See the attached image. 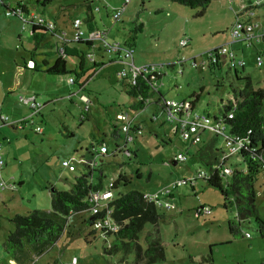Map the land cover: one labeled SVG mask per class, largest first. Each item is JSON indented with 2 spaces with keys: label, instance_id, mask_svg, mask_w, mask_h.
Here are the masks:
<instances>
[{
  "label": "rangeland",
  "instance_id": "rangeland-1",
  "mask_svg": "<svg viewBox=\"0 0 264 264\" xmlns=\"http://www.w3.org/2000/svg\"><path fill=\"white\" fill-rule=\"evenodd\" d=\"M125 1H128L127 8L120 20L115 21L113 9H121ZM87 6L86 0H55L48 7L31 8L41 20L60 29L57 35L45 33L40 44L31 38V23L24 24L21 18L8 16L0 6V86L14 87L18 82L21 87L9 94L0 90V155L5 163L0 177V264H61L70 263L73 258L77 264H136L133 253H109L114 237L105 238L99 232L92 234V227L86 223L91 218L88 211L70 217L60 239L43 254L26 250V256L19 260L5 253L3 243L15 231L13 218L35 210L50 212V189L69 191L75 177L87 172L81 163H73L76 171L69 172L62 167V162L80 157L87 161L96 157L98 167L93 182H98L101 170L103 189L120 174L128 179L127 185L122 183L113 190L114 198L130 191L155 194L174 182L184 181L173 192V199L160 195L164 204L174 205V208L167 210L164 205L157 210L161 216L158 230L166 253V260L158 264H264V236L260 235L256 221L250 219L242 223L241 235L230 234L228 223L237 222L231 199L226 201L219 190L196 179L201 169L206 170L196 157L202 144L181 141L175 133L176 126L167 124L163 114L157 113L158 119L154 122H145L143 135L129 146L137 157L129 159L117 151V145L121 146L123 141L121 135L119 139L112 136L114 126H120L116 115L129 110L131 99L116 77L125 65L115 58L111 60L112 55L100 48L101 41H94L99 68L94 69L85 56L82 74L80 56L68 55L65 61L69 74L54 76L39 72L44 60L50 65L54 63L57 49L63 48L61 42L74 41L73 23L79 20L84 38L92 32H106V44H120L123 50L131 45L136 65L164 66L160 83L163 99L182 102L197 95L195 112L209 115L214 121L221 116L222 107L234 101L233 87L242 88L244 81L237 80L226 66L203 68L200 57L197 69L187 62L182 72L178 65L167 66L228 44L232 23L249 18V0H220L204 10L169 0H99L91 4L93 19L89 24L84 23ZM261 11V8L256 10L264 15ZM141 24L143 29L139 32L137 27ZM182 41H189L190 46L181 48ZM67 44L70 49L84 54L92 52V48L83 43ZM257 51L259 54L255 47L245 46L240 56L245 67L238 70V76L249 77L254 88L264 89V51L260 68L256 66ZM237 53L240 55V51ZM25 61H33L40 67L27 70ZM16 66L22 68L21 72H17ZM70 78L73 83L69 82ZM83 84L84 89H81ZM4 95L7 96L5 104ZM20 96H36L38 103L44 106L34 117L35 124L26 125L24 130L13 129L1 120L2 116H7L14 122L19 116L32 115L30 108L28 112L27 107L18 102ZM152 108L140 115L146 118ZM130 116L135 117L132 112ZM36 126L42 132H34ZM215 136L208 130L203 135L205 140ZM215 139L216 146L222 148L224 137L219 135ZM102 142L108 146L109 155L98 157L96 152ZM178 151L187 152V161L174 165L172 159ZM236 161L234 157L230 164ZM262 180L257 184L256 205L264 219V186H259ZM201 206L209 207L211 213L198 215L196 210ZM152 231L153 226L146 224L139 234L138 242L143 249L147 247L146 236ZM246 234L250 238H246Z\"/></svg>",
  "mask_w": 264,
  "mask_h": 264
},
{
  "label": "trees",
  "instance_id": "trees-1",
  "mask_svg": "<svg viewBox=\"0 0 264 264\" xmlns=\"http://www.w3.org/2000/svg\"><path fill=\"white\" fill-rule=\"evenodd\" d=\"M54 1L55 0H0V6L5 9V13L8 16L12 15L19 17L22 19L24 24L31 23V38L36 44H38V42L40 44L45 37V33L50 32L52 35H57L59 32L56 30L57 28L55 29V24L41 20L40 17L31 12V8L35 6L45 8L52 5ZM169 1L191 9L201 8L204 10L211 3L220 0ZM89 2L90 0H86L87 5ZM127 2H124L125 4L121 9H123L125 5L127 7ZM121 9H113V16ZM26 16H28L29 19H27ZM92 19V9L91 6L88 5L87 18L84 23H88ZM48 25H52L53 30H51ZM142 29L143 25H138L137 30L141 32ZM68 42H76L77 44L83 43L88 47H91L92 50L94 46L93 41L90 40H74L67 41L66 43L61 42L64 48V54L60 52V49H57L58 57L52 65H50L48 61L44 60L43 66H39V68L37 64L33 62V70H37L39 68V72L43 71L47 75H67L69 74V71L67 70L65 57L73 55L80 56L79 68L83 71V66L85 65V60L89 52L84 54L76 49H74V52H69L67 46ZM244 47L245 46L237 43L235 46H232V49H237L238 51L241 49L242 52L238 55L240 58L244 52ZM251 47H255L259 51H264V49L260 46ZM130 48H132L131 45ZM133 61H135L134 56ZM92 64L94 69L99 68L97 59H95ZM233 73L237 80L244 81V85L238 90L232 86L234 101H230L224 105L222 107L221 116L215 117L214 121L222 119L223 124L226 125L227 130L229 131L228 134L231 137L245 139L246 149L237 156H228L224 152L223 147L218 148L216 146V136L205 140L203 137L204 133H202V141L200 143L202 144V147H200L196 152V157L202 167L206 168L205 171H207L210 175L208 180H201L206 181L210 187L219 190L226 201L231 199L230 203L235 206L237 222L230 221L228 223L230 234L236 237L241 235L242 233L239 229L241 224L247 220L254 219L258 225V231L263 237L264 219H262L258 212L256 202L258 181L263 179L262 184L259 186L260 188L264 186V89L254 88V85L249 77H244L242 79L239 78L238 70L233 71ZM82 74H84V71ZM155 75L157 80L161 82L163 74L162 76L159 74ZM117 80L120 82L126 94L131 99V103L128 105L129 110L124 109L122 112L127 113L129 116L131 112L135 115L134 120L136 127L143 128L145 122H152L151 117L153 115L158 117L157 113L160 112L163 114V108L161 107L163 101L162 94L160 93V89L158 92L153 89L152 81L150 80L149 75H139L136 79V85L134 86L126 80ZM83 85H81L80 88H84ZM156 95L159 97L155 98ZM198 98L199 96L194 95L192 99L186 100L190 102L192 109H195L196 103L199 100ZM146 100H149L150 102L147 103ZM150 107H153L152 113L150 115L147 114L150 117L148 118L146 115V118L144 116L141 118L142 115H140V113L145 111L147 108L149 110ZM229 113L233 114L232 120L227 118ZM138 117L140 118L139 120H137ZM142 119L146 121L143 123V121H141ZM33 122V119H30L27 122H21L20 128L17 126L11 127L22 130L26 125H32ZM34 132L36 131L34 130ZM112 136L114 139L120 138V130L117 126H114ZM102 145H105V143L102 142L101 146ZM98 151L96 152L98 157L107 156L98 154ZM118 152L121 153L120 151ZM184 153L187 155V152ZM234 157L237 161L234 164H230V160ZM223 165L231 166V175H220L219 172ZM4 166L5 163L0 170V177ZM82 167L86 169L87 172L75 177L74 183L69 191H59L56 188L50 189V212L35 210L28 215H16L13 218L12 221L15 226V231L3 243L5 253L19 260L26 256V250L38 255L43 254L60 239L70 217L86 211L89 212L90 207L86 202V198L90 192L100 191L104 188L103 173L99 170L98 182L94 183L91 182V178L93 179L94 177L95 169H91L86 165H82ZM3 183L4 182L2 181V187H4ZM122 183L127 185L128 179L120 174L118 178L113 181L111 190H116ZM108 206L112 210L111 216L114 224L119 226V230L117 232H110L105 236V238H109L111 236L114 237V241L109 248L110 254L120 251L124 254L133 253L135 255L136 264H158L166 260L165 248L162 244L158 230V224L161 216L157 211L159 207L155 203L145 200L144 193L139 191H130L128 193L118 195L111 201V203H109ZM99 217L100 216L95 215L91 216L90 220L86 221V223L90 227H93L94 221L92 220H97ZM146 224H151L153 226V231L146 236L147 247L146 249H143L138 240L139 234L144 229ZM92 234H95V232ZM54 264H57V262H54Z\"/></svg>",
  "mask_w": 264,
  "mask_h": 264
},
{
  "label": "built area",
  "instance_id": "built-area-1",
  "mask_svg": "<svg viewBox=\"0 0 264 264\" xmlns=\"http://www.w3.org/2000/svg\"><path fill=\"white\" fill-rule=\"evenodd\" d=\"M250 6L247 9L248 12V20L241 21L236 20L233 25L231 26L230 34L231 39L229 40L228 44L222 45L220 47H215L206 51L205 53L199 55L198 57H193L189 60L182 59L174 64H169L167 67H171L172 65H178L180 68V72H182L183 65L187 62L190 63L191 67L197 69V59L199 57L203 59L202 67L203 68H211L214 67L216 69H221L222 67L226 66L230 71H236L239 69H244L245 61L242 58H239L237 50H233L232 46L235 44H240L242 46L251 47V46H260L264 49V26L252 23L250 20L254 17L253 9L260 8L264 6V0H249ZM125 11V7L121 10H118L116 14H114L113 19L115 21H119L120 17ZM82 22L77 20L73 23V27L76 30V35L74 40H90V41H101L102 47L105 52H108L112 55V59L115 58L118 62H121L125 65V67L116 74L117 79L119 80H126L132 86L136 85V79L141 74L149 75L150 80L152 81V87L155 91H159L160 83L157 80L155 74H159L162 76V65H135L133 61L134 50L130 47L128 49L123 50L120 44H113L108 45L105 42V35L101 32H92L87 38H84V32L80 30ZM48 27L53 30L52 25H48ZM190 44L189 41H182L180 46L181 48H185ZM95 44L93 46L92 53L89 52L87 57L91 63H93L96 59L95 51H94ZM245 48V47H244ZM60 52L64 54L63 48L60 49ZM240 52L241 49H240ZM262 51H259V54L256 58V66L260 68L262 66ZM27 67L29 69L34 68V63L29 62ZM70 83H73V79H69ZM88 102V100H86ZM19 102L28 106L31 111L32 115L29 118L19 121L10 122L7 116H2V122L9 124L11 126H17L18 128L21 127V122H27L30 119H33V116L38 114L41 111V105L37 102L35 96L25 97L20 96ZM146 102H150L146 100ZM161 107L163 108V115L165 117V122L167 124H172L176 126V133L179 136V139L185 143H190L192 145H198L201 143V136L202 133L205 131H210L214 133L216 136H223L225 139V143L223 146L224 152L228 156H237L243 150L246 149V140L239 137H231L227 132L226 125L223 124L222 119H218L217 121H213V119L205 114H199L195 112V109L191 108V104L189 101L177 102L175 100H165L163 99ZM227 118L232 120L233 114L229 113ZM158 117L154 115L151 117L152 122L156 121ZM116 121L119 126L120 135L123 141L121 146L117 145V151L124 153L129 159L131 157H136V151L134 149H129L131 144H134L135 140L140 138L144 130L141 127L135 126L134 118L130 117L127 113L120 112L116 115ZM32 122V120H31ZM37 133L42 132L40 127L35 129ZM98 154L108 155L109 149L108 146L102 145L99 148ZM187 161V155L183 151L177 153L174 158L172 159V163H184ZM73 163H81L82 165H86L91 169H95L98 166V162L96 157L93 160L87 161L84 157H80L74 161L64 160L62 162V167L68 169L69 172L76 171V166ZM169 162H167V165ZM4 165L3 160L0 157V170ZM221 176H229L232 173L231 166L223 165L220 169ZM210 175L207 171L200 170L197 175L196 179H204L208 180ZM194 181V180H193ZM91 182L93 179L91 178ZM184 181L174 182L171 185L163 188L159 193L155 194H145L144 198L148 202L155 203L158 207H164L165 209L169 210L170 208H174V205H170L168 203L164 204L162 200H160V195H163L164 198H173V192L177 190L180 186H182ZM113 181L108 185L107 189H101L100 191H92L89 193L88 197L86 198V202L89 205V212L91 216H100L97 220H92L93 227L92 231L97 233L99 232L102 236H106V234L110 232H117L119 230V226L114 224L113 218L111 216L112 210L109 208V203L114 200V193L112 189ZM193 184V182H192ZM2 185V184H1ZM210 208L207 206H201L197 208L196 213L198 215H208L210 214ZM246 238H250L248 234L245 235ZM67 264H77V260L73 258L70 263Z\"/></svg>",
  "mask_w": 264,
  "mask_h": 264
},
{
  "label": "crops",
  "instance_id": "crops-1",
  "mask_svg": "<svg viewBox=\"0 0 264 264\" xmlns=\"http://www.w3.org/2000/svg\"><path fill=\"white\" fill-rule=\"evenodd\" d=\"M99 0H90V2H89V4L88 5H90L91 6V4L92 3H97ZM100 3V2H99ZM125 4V3H124ZM124 4H123V6H124ZM104 5H106V3L104 2ZM107 6V5H106ZM125 8H127L126 7V5H125ZM261 8V12H263L264 11V6H262V7H260ZM257 9H259V8H257ZM257 9H253V11H254V17H253V19H251L250 21L252 22V23H256V24H259V25H262V26H264V15H263V13L262 14H260V12L259 13H257L256 12V10ZM100 10V8L99 7H97V11H99ZM126 10V9H125ZM259 14V15H258ZM89 24V23H88ZM81 26H82V24H81ZM81 26H80V30H81ZM89 27V29H91V27L90 26H88ZM57 27H56V25H55V29H56ZM58 31H60V29H58ZM103 33V35H105V37H106V32H102ZM64 40V39H63ZM189 45V44H188ZM101 49H103L102 47H100ZM100 48H99V50L98 51H101L100 50ZM63 50H64V48H63ZM77 50V49H76ZM68 51L69 52H74V49H70V47H68ZM103 52H105L104 50H103ZM103 57H101V59L100 60H103L102 59ZM97 59V58H96ZM25 60V59H24ZM111 60H112V58H111ZM30 62H33V61H30ZM135 62V61H134ZM28 63H29V61L27 62V61H25V64H24V66L27 68V70H28V67H27V65H28ZM35 63V62H34ZM15 64H17V62L15 61ZM101 65H103V64H101ZM136 65V64H135ZM171 65V64H170ZM85 66V65H84ZM84 66H83V68H84ZM104 66V65H103ZM139 66H142V65H139ZM176 66L175 65H172L171 66V68H175ZM16 68L18 69V71L17 72H21V70H22V68H20L19 66H16ZM19 68H20V71H19ZM85 85V84H84ZM84 85H83V87H84ZM3 88V87H2ZM1 88V86H0V90L1 91H4V92H6V94H9V93H14V91H19V90H21V87L19 86V84H18V82L17 83H15L14 84V87H12V86H10V87H4L3 89ZM81 89H84V88H81ZM36 97V96H35ZM37 99V98H36ZM6 101H7V96H3V99H2V102L5 104L6 103ZM18 102H19V98H18ZM38 102V101H37ZM20 103V102H19ZM3 104V105H4ZM20 104H22V103H20ZM23 106H25V107H27V109H28V112H29V107L28 106H26V105H24V104H22ZM41 105V104H40ZM41 107L43 108L44 106L43 105H41ZM42 108H41V110H42ZM32 112V111H31ZM41 113V111L38 113V115ZM30 115V114H29ZM28 115V116H29ZM35 116H37V114L36 115H34L33 116V121H34V117ZM143 116H141V118H142ZM147 117L149 118L150 116H148L147 115ZM28 117H18V119H16V121H19V120H24V119H27ZM140 118L138 117L137 118V120H139ZM141 121H143V123L146 121V120H141ZM148 122V121H147ZM3 124H6V123H4L3 122ZM35 124V121L33 122V124L32 125H34ZM37 127V126H36ZM25 128V127H24ZM24 128L22 129V130H24ZM14 129V128H13ZM18 129V128H17ZM180 151H178L177 153H179ZM136 157H137V155H136ZM173 164H175V163H173ZM145 194H147V193H145ZM171 199H173V198H171Z\"/></svg>",
  "mask_w": 264,
  "mask_h": 264
},
{
  "label": "water",
  "instance_id": "water-1",
  "mask_svg": "<svg viewBox=\"0 0 264 264\" xmlns=\"http://www.w3.org/2000/svg\"><path fill=\"white\" fill-rule=\"evenodd\" d=\"M174 165H176V164H174Z\"/></svg>",
  "mask_w": 264,
  "mask_h": 264
}]
</instances>
